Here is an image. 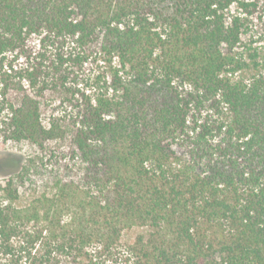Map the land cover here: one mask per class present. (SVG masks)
I'll return each mask as SVG.
<instances>
[{
	"label": "trees",
	"instance_id": "trees-1",
	"mask_svg": "<svg viewBox=\"0 0 264 264\" xmlns=\"http://www.w3.org/2000/svg\"><path fill=\"white\" fill-rule=\"evenodd\" d=\"M0 149V264H264V0H0Z\"/></svg>",
	"mask_w": 264,
	"mask_h": 264
},
{
	"label": "rangeland",
	"instance_id": "rangeland-1",
	"mask_svg": "<svg viewBox=\"0 0 264 264\" xmlns=\"http://www.w3.org/2000/svg\"><path fill=\"white\" fill-rule=\"evenodd\" d=\"M0 152H1V149H0ZM3 153H4V151L2 150V152L0 153V161H1V159H2ZM1 175H2V172H1V167H0V176H1Z\"/></svg>",
	"mask_w": 264,
	"mask_h": 264
}]
</instances>
